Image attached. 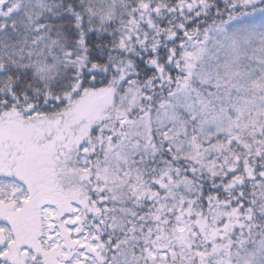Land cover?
<instances>
[{
	"label": "snow or ice",
	"instance_id": "6c2138e0",
	"mask_svg": "<svg viewBox=\"0 0 264 264\" xmlns=\"http://www.w3.org/2000/svg\"><path fill=\"white\" fill-rule=\"evenodd\" d=\"M0 264H264V0H0Z\"/></svg>",
	"mask_w": 264,
	"mask_h": 264
}]
</instances>
